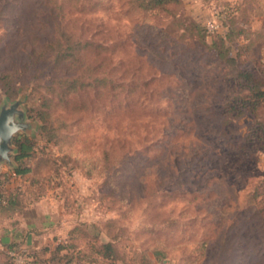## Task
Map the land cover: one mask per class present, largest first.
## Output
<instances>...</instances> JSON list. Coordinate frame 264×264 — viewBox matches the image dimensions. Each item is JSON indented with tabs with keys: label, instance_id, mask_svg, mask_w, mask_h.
I'll return each mask as SVG.
<instances>
[{
	"label": "rangeland",
	"instance_id": "obj_1",
	"mask_svg": "<svg viewBox=\"0 0 264 264\" xmlns=\"http://www.w3.org/2000/svg\"><path fill=\"white\" fill-rule=\"evenodd\" d=\"M170 5L0 0V109L19 102L31 124L14 136L32 145L22 182L59 219L28 264H264V110L226 112L235 70L264 64V0ZM57 27L94 46L82 59L105 62L93 73L108 86L64 92ZM225 47L243 50L232 67ZM108 242L114 260L95 252Z\"/></svg>",
	"mask_w": 264,
	"mask_h": 264
},
{
	"label": "trees",
	"instance_id": "obj_2",
	"mask_svg": "<svg viewBox=\"0 0 264 264\" xmlns=\"http://www.w3.org/2000/svg\"><path fill=\"white\" fill-rule=\"evenodd\" d=\"M177 1L179 0H128V3H131L135 7L143 8V10L146 11H167L171 6L170 4ZM194 27L198 28L199 26L195 24ZM216 27L217 28L214 33L218 37L223 39L228 36L229 29L228 27H225V24L219 25V23L217 22ZM55 35L56 37L54 39V44L50 43L51 48L54 47V49H59L55 59L57 60L58 64H61L62 68L66 70H73V72H75L65 75L64 81L67 82V88L64 90V92H67V94L69 95H76L83 89H91V87L96 88L97 84L94 85V83H101L105 86L109 85L110 80L106 75H104L103 77H98V75H95L93 73V70L95 68L98 69L104 67L105 62L96 60L94 61L92 58H90L88 61L82 59V56L84 55V49L94 47L92 46V44H90L89 42L81 43L80 41H72L70 36L67 35L62 29H59V27H57ZM232 51H234V53ZM242 51L243 50L238 47L235 49L225 47L223 51H217L216 55L219 58L223 59L226 64L232 67V65H236V63H238ZM226 53H229L230 55L226 56ZM257 64V67L247 68L244 70H235L236 79L238 81L237 86H239V91L243 92V94L241 95V97L234 99L231 107L226 111L227 114L231 113V111L237 112L238 114H242L248 111L249 113L254 114L258 108H262L264 110V64H260V62ZM94 92L102 94L100 87L94 89ZM42 105H47V103H43ZM84 108L85 107H83V109ZM262 122V125L255 126L253 133L254 136H256L255 138L259 140L264 146V121ZM22 136V138L14 139V145L16 148L14 161L17 164L16 168H14L13 171H9L10 173H8V175L0 176V197L3 200V203H6L12 196H8L6 190L3 189L6 183H10L12 175H26L34 169H31L24 163V160L28 159L31 155L32 145L27 137H25L24 135ZM109 156V151L104 150L103 162H105L106 164L110 158ZM37 198L39 197H34V199ZM49 247L50 245H44V247H42L39 251L41 253H44ZM57 249L58 248H56L55 250ZM95 252L102 259L114 260L116 257V250L112 242L101 243ZM18 255L22 258V264H28L30 252L22 251L19 252ZM1 264L17 263L15 262L14 257L10 255V253H6L5 259Z\"/></svg>",
	"mask_w": 264,
	"mask_h": 264
},
{
	"label": "crops",
	"instance_id": "obj_3",
	"mask_svg": "<svg viewBox=\"0 0 264 264\" xmlns=\"http://www.w3.org/2000/svg\"><path fill=\"white\" fill-rule=\"evenodd\" d=\"M24 163L33 169L34 160ZM27 178V174L14 176L3 187L12 196L0 204V264L6 253L39 252L56 234L59 219L54 203L48 197H30L27 183L22 182Z\"/></svg>",
	"mask_w": 264,
	"mask_h": 264
},
{
	"label": "water",
	"instance_id": "obj_4",
	"mask_svg": "<svg viewBox=\"0 0 264 264\" xmlns=\"http://www.w3.org/2000/svg\"><path fill=\"white\" fill-rule=\"evenodd\" d=\"M19 102L0 109V166L15 168L14 156L16 148L13 139L20 132H27L31 124L25 120V113L19 109Z\"/></svg>",
	"mask_w": 264,
	"mask_h": 264
},
{
	"label": "built area",
	"instance_id": "obj_5",
	"mask_svg": "<svg viewBox=\"0 0 264 264\" xmlns=\"http://www.w3.org/2000/svg\"><path fill=\"white\" fill-rule=\"evenodd\" d=\"M213 27H214V26H211L210 28H213ZM214 28H215V27H214ZM1 203H3V200H2V198L0 197V204H1ZM10 255H12V256L14 257L15 262H16L17 264H21V263H22V258H21L20 256L14 254V253H10Z\"/></svg>",
	"mask_w": 264,
	"mask_h": 264
}]
</instances>
